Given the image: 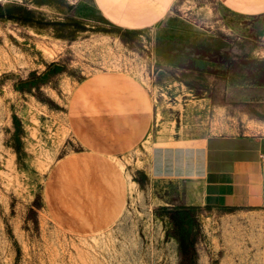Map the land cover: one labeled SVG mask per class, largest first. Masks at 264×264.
<instances>
[{
	"label": "rangeland",
	"instance_id": "374dc122",
	"mask_svg": "<svg viewBox=\"0 0 264 264\" xmlns=\"http://www.w3.org/2000/svg\"><path fill=\"white\" fill-rule=\"evenodd\" d=\"M263 31L264 0H0V264H179V211L192 264H264V210L147 172L264 134Z\"/></svg>",
	"mask_w": 264,
	"mask_h": 264
},
{
	"label": "crops",
	"instance_id": "0c3cea01",
	"mask_svg": "<svg viewBox=\"0 0 264 264\" xmlns=\"http://www.w3.org/2000/svg\"><path fill=\"white\" fill-rule=\"evenodd\" d=\"M147 172L190 181L188 205L264 210V134L211 133L154 143Z\"/></svg>",
	"mask_w": 264,
	"mask_h": 264
},
{
	"label": "trees",
	"instance_id": "16d2710c",
	"mask_svg": "<svg viewBox=\"0 0 264 264\" xmlns=\"http://www.w3.org/2000/svg\"><path fill=\"white\" fill-rule=\"evenodd\" d=\"M233 209V208H229ZM176 231L179 240V248L181 259L179 264H192L195 255V242L191 239V228H188V223L185 222L186 216L183 212H177Z\"/></svg>",
	"mask_w": 264,
	"mask_h": 264
}]
</instances>
